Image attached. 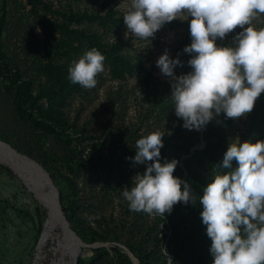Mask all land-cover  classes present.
<instances>
[{
  "label": "rangeland",
  "instance_id": "1",
  "mask_svg": "<svg viewBox=\"0 0 264 264\" xmlns=\"http://www.w3.org/2000/svg\"><path fill=\"white\" fill-rule=\"evenodd\" d=\"M128 3L6 0L0 36L6 56L0 73V136L50 172L71 227L87 244H97L93 252L81 248L78 264H134L129 247L149 264H169L163 252L169 228L159 230L163 221L158 215L130 211L123 197L124 188L146 167L126 159L135 156L142 136L164 132L159 162L176 159L173 175L178 178L190 171L192 192H203L201 184L212 179L213 166L222 162L234 139L264 140V93L237 120L221 113L199 130L182 126L170 98L172 78L161 74L156 60L167 48L171 58L182 62L174 69L176 76L191 71V56L183 52L191 43V17L166 23L154 38L141 40L126 34ZM240 30L217 39V45H229ZM93 47L105 57V70L96 76V86L86 89L70 81L68 69ZM46 212L17 173L0 162V264L52 263L50 243L42 252L37 248Z\"/></svg>",
  "mask_w": 264,
  "mask_h": 264
},
{
  "label": "clouds",
  "instance_id": "2",
  "mask_svg": "<svg viewBox=\"0 0 264 264\" xmlns=\"http://www.w3.org/2000/svg\"><path fill=\"white\" fill-rule=\"evenodd\" d=\"M189 17L191 43L183 52L191 56V71L176 76L182 62L167 48L156 60L161 74L172 78L175 115L188 130L203 128L221 113L233 120L246 116L264 93V26L257 27L264 24V0H129L123 23L126 34L149 40L166 23ZM237 28L229 45H217ZM104 60L93 47L72 63L68 78L92 89ZM164 135L157 130L136 141L135 156L126 159L146 167L123 191L130 211L162 219L177 203L196 200L189 184L173 175L178 161L159 162ZM199 202L212 264H264V140L229 143ZM163 252L172 264L164 246Z\"/></svg>",
  "mask_w": 264,
  "mask_h": 264
},
{
  "label": "trees",
  "instance_id": "3",
  "mask_svg": "<svg viewBox=\"0 0 264 264\" xmlns=\"http://www.w3.org/2000/svg\"><path fill=\"white\" fill-rule=\"evenodd\" d=\"M0 36L2 33V23L6 15V0H0ZM6 65V56L0 50V73L4 71ZM48 131L56 132L54 128L49 127ZM59 136V133L56 132ZM73 139L69 138L68 143L71 144ZM73 143V142H72ZM70 153L74 152L73 146L69 147ZM73 155V154H72ZM86 164V163H85ZM236 164L234 163V166ZM190 171L187 172L186 176L181 173L180 179L187 182L189 179L193 178ZM183 176V177H182ZM208 182L201 184V188L207 186ZM189 183V182H187ZM183 188V185H181ZM196 197L195 203L189 202L188 204L180 203L176 207L173 206L171 213H166L165 217L162 219L163 225L159 227L161 230L163 227L169 228V234L166 240V249L171 252L173 259L172 264H212V257L210 255L209 249L211 246V240L206 235V226L202 224L200 212L202 211V205L199 202V197L203 195L201 191L192 192ZM61 202L63 199L62 193L60 192ZM36 213L38 216L39 226H42V219L39 216L38 207H36ZM65 214L69 219L68 213L65 210ZM71 221V219H70ZM188 224L191 226L189 227ZM40 231V228H39ZM79 234V232H77ZM193 243H197V247H192ZM133 254L138 257L139 264H149L150 262L145 256L137 253L135 248L129 247ZM83 249V248H82ZM92 252L97 250L96 247L89 248ZM114 251H119L120 248L113 247ZM78 262H82L81 253L78 255Z\"/></svg>",
  "mask_w": 264,
  "mask_h": 264
},
{
  "label": "bare ground",
  "instance_id": "4",
  "mask_svg": "<svg viewBox=\"0 0 264 264\" xmlns=\"http://www.w3.org/2000/svg\"><path fill=\"white\" fill-rule=\"evenodd\" d=\"M0 162L8 165L17 173L28 190L44 206L46 213H49L46 214L43 221V228L37 244L38 251L42 252L44 246L50 243L54 256L51 264H75L82 246L78 245L63 223L57 211L50 182L37 166L9 148L1 139Z\"/></svg>",
  "mask_w": 264,
  "mask_h": 264
},
{
  "label": "water",
  "instance_id": "5",
  "mask_svg": "<svg viewBox=\"0 0 264 264\" xmlns=\"http://www.w3.org/2000/svg\"><path fill=\"white\" fill-rule=\"evenodd\" d=\"M0 139L2 141H4L9 148L13 149L15 152L19 153L21 156H23L24 158H26L28 161H30L31 163H33L35 166H37L40 171L44 174L45 178L50 182L52 189H53V195H54V201L56 202V207H57V211L63 221V223L66 225L68 231H70V234L72 235V237L75 239V241L78 243L79 246H82V248L84 247H92L95 246L97 244H87L86 242H84L81 237L77 234V232L71 227L70 222L68 221L66 214L62 208V203H61V198H60V192L59 189L52 177V175L50 174V172L36 159H34L33 157L29 156L26 153H23L21 151H19L17 148H15L9 141H7L6 139L2 138L0 136ZM9 167V166H8ZM10 168V167H9ZM11 169V168H10ZM12 170V169H11ZM13 171V170H12ZM14 172V171H13ZM15 173V172H14ZM49 214V213H46ZM128 253L130 254V256L133 259L134 264H136L137 262V258L133 255V253L126 248ZM81 253V252H80ZM75 264H78V256L76 258V262Z\"/></svg>",
  "mask_w": 264,
  "mask_h": 264
}]
</instances>
